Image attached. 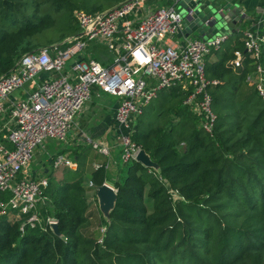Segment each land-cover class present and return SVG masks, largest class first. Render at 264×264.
Listing matches in <instances>:
<instances>
[{"label":"trees","instance_id":"16d2710c","mask_svg":"<svg viewBox=\"0 0 264 264\" xmlns=\"http://www.w3.org/2000/svg\"><path fill=\"white\" fill-rule=\"evenodd\" d=\"M122 1L0 0V77L23 55L59 48L77 35L75 11L96 14ZM50 32L54 38L44 41ZM36 42H42L38 49ZM88 50L82 60L103 63ZM236 51L242 54L238 68L231 64ZM204 63L205 76L219 81L208 89L216 117L212 135L183 105L180 86L160 90L131 135L159 173L133 161L115 185L117 200L106 223L95 198L106 181V162L87 169L86 157L74 152L75 171L57 168L46 176L45 203L38 207L44 227L21 231L28 215L0 217V264H264V102L247 81L255 63L244 53L242 31ZM6 134L4 128L0 143L10 149L1 138ZM60 170L58 180L53 174ZM170 190L177 193L175 202ZM47 217L55 218L61 237Z\"/></svg>","mask_w":264,"mask_h":264},{"label":"built area","instance_id":"2783aa9c","mask_svg":"<svg viewBox=\"0 0 264 264\" xmlns=\"http://www.w3.org/2000/svg\"><path fill=\"white\" fill-rule=\"evenodd\" d=\"M147 1L123 0L96 14L75 11L79 36L65 39L59 48L45 47L23 55L0 77V120L5 121L10 146L8 149L0 144V193L7 195L6 200L0 199V217L11 212L28 215L21 231L26 225L44 227L38 207L44 204L48 179L31 176V154L49 139L66 140L75 117L90 100L92 89L97 90V96L107 94L119 99L113 121L124 164L135 161L141 149L131 139L136 119L162 89L180 86L186 93L183 105L199 117L200 127L212 135L216 117L208 89L219 81L205 76L204 59L218 50L229 34L206 39L185 37L180 42L183 27L179 11L174 6L152 10ZM173 1L176 4L178 0ZM242 41L244 53L255 63L247 81L255 86L264 102L263 15L242 31ZM90 42L107 48L113 57L111 64H101L88 55L89 60H82ZM71 59L72 74L61 75ZM241 63L242 54L236 51L231 64L238 68ZM19 89H23L22 99H10ZM86 141L98 154L109 156L107 147ZM51 166L75 169V163L62 155L55 156ZM169 194L173 202L178 199L175 191L170 190ZM45 223L49 228L57 224L53 217H47ZM100 231L104 233L105 228Z\"/></svg>","mask_w":264,"mask_h":264},{"label":"crops","instance_id":"0c3cea01","mask_svg":"<svg viewBox=\"0 0 264 264\" xmlns=\"http://www.w3.org/2000/svg\"><path fill=\"white\" fill-rule=\"evenodd\" d=\"M226 3L233 4L240 9V13L244 15V19L239 24V31H243L251 26V22L255 21L261 15L264 16L262 10L264 9V0H224ZM175 9L177 6L174 3ZM231 34H229L230 36ZM186 36L182 33L178 40L182 42V40ZM189 38H199L196 32L192 33L188 36ZM95 61V60H94ZM108 62L104 61V65ZM24 94V93H23ZM22 94V97H23ZM98 98V97H97ZM10 99L15 100V95H11ZM20 99V98H19ZM22 99V98H21ZM102 102L101 104L98 103H91L90 101L86 103V106L83 108L82 112H80V121L73 123L66 140L61 145H51L52 142L46 141L44 151L42 152L41 156L37 158V168H31L29 166L31 176L32 177H42V176H49V174L54 170L51 166V159H53L57 155H62L68 159H71L75 163V169H70L71 171H75L77 169V158L73 157L72 154L77 152L78 154L85 156L84 164L85 167L92 168L95 164L94 162H103L102 160H90L87 157L86 150L84 147L85 140L89 139L95 143H99L102 146H105L109 149V156L106 166L107 176L109 170H114V173L117 174L115 178L113 177H106L105 184L109 185L113 189L115 188L116 184H121L118 181V175L122 172V166L119 163L118 156H120V143L117 140L114 132V122H113V114H114V107H116L115 99L112 98H99ZM94 109V110H93ZM84 116L85 118L83 119ZM93 117V118H91ZM90 118V119H89ZM92 119V120H91ZM5 121L0 120V132L4 129ZM92 122V123H91ZM75 127V128H74ZM91 128V129H90ZM84 129V130H83ZM83 131V133H82ZM3 138L6 142V135H3ZM3 145V143H0ZM93 148V147H92ZM95 150V149H94ZM96 151V150H95ZM97 152V151H96ZM100 156V154H99ZM102 156V155H101ZM46 164H48L46 166ZM111 166V169H110ZM128 168V167H127ZM64 169V168H63ZM67 169V168H65ZM127 171V169H126ZM62 175V170L54 172L53 176L56 179H60ZM125 178V177H124ZM112 180L108 182V180ZM124 180V179H123ZM45 203V200H44Z\"/></svg>","mask_w":264,"mask_h":264},{"label":"water","instance_id":"95a60500","mask_svg":"<svg viewBox=\"0 0 264 264\" xmlns=\"http://www.w3.org/2000/svg\"><path fill=\"white\" fill-rule=\"evenodd\" d=\"M175 5L182 17V33L186 37L194 32L202 39L215 34H233L239 31L238 26L244 19L238 7L224 0H178ZM135 161L159 173L158 165L151 161L143 149H140ZM95 198L102 218L109 223L110 214L115 208L117 191L103 183L96 188ZM50 228L54 235L61 237L56 223Z\"/></svg>","mask_w":264,"mask_h":264},{"label":"rangeland","instance_id":"374dc122","mask_svg":"<svg viewBox=\"0 0 264 264\" xmlns=\"http://www.w3.org/2000/svg\"><path fill=\"white\" fill-rule=\"evenodd\" d=\"M146 5H150L151 7H152V10H156V9H158V8H169V7H172V6H174V1L173 0H148L147 1V3H146ZM55 32H50L49 34H46L45 35V37L43 38V40L45 41V40H47V38L49 39L50 37H52V38H54V36H55ZM63 42V41H62ZM89 45H88V48H86V52H87V50L89 49V47H90V50H91V48H93V51H95V52H97V56L98 55H100V62H103L104 63V61H106V62H108L109 64H111V62H112V59H113V57H112V55L108 52V50H107V48L106 47H103V46H100V44H98V43H96V42H90V43H88ZM42 45V42H40V43H37L36 42V45H35V48L36 49H38V48H40V46ZM93 45H95V46H99V47H91V46H93ZM89 51V50H88ZM92 51V50H91ZM73 61V59H71L68 63H67V65H66V67L64 68V70H62L61 71V75H68V74H72L71 73V71H70V68H69V65L71 64V62ZM53 76H56V74H54L53 73ZM24 89L26 88V86H24L23 87ZM93 90H95V89H92V94H91V98H90V102L91 103H98V104H101V100L99 99V98H112V99H115L116 100V102H118L119 101V99H117V98H114V97H111V96H109V95H107V94H99L98 96H97V94L95 95V93L93 92ZM22 94H23V89H19V90H17V91H15L14 93H13V95H15L16 96V98H22ZM98 97V98H97ZM88 101V102H89ZM85 106H86V104H85ZM84 106V107H85ZM83 107V108H84ZM83 110V109H82ZM82 110H81V112H82ZM94 110V109H93ZM80 113H78V115L75 117V119H74V123H76L77 121H80ZM81 117H83V119L85 118L84 116H81ZM91 118H93V117H91ZM90 119V118H89ZM94 119V118H93ZM92 120V119H91ZM92 123V122H91ZM75 128V127H74ZM91 129V128H90ZM84 130V129H83ZM82 133H83V131H82ZM48 142H52V144L51 145H54V144H56V146L57 145H61L63 142H59V141H56V140H52V139H49V140H47ZM45 143L46 142H44L42 145H40V146H38V147H36L34 150H33V152H32V154H31V160H30V164H29V166L31 167V168H37V164H36V162H37V158L38 157H40L41 156V154H42V152L44 151V148H45ZM84 147H85V150H86V154H87V157H89V159L90 160H92L94 157H95V159L94 160H102V161H104V162H108V160L110 161V159L108 158V157H105V156H99V154L92 148V145L89 143V142H87L86 140H85V142H84ZM118 160H119V163L122 165V166H124L123 168H122V172L118 175V182L119 183H121L122 181H123V179H124V177H125V175H126V169H127V167L129 166V164H124V163H122L121 162V160H120V156H118ZM110 169H111V166H110ZM117 174H115L114 173V170H109L108 171V178H110V177H113V179L115 178V176H116ZM108 182H111L112 183V180H108ZM99 234V232L96 230V232H95V235H98Z\"/></svg>","mask_w":264,"mask_h":264}]
</instances>
